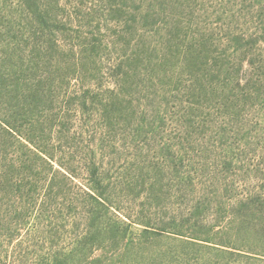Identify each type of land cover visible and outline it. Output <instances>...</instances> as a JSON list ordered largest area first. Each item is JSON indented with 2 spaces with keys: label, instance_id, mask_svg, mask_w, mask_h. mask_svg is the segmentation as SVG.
Here are the masks:
<instances>
[{
  "label": "rangeland",
  "instance_id": "rangeland-1",
  "mask_svg": "<svg viewBox=\"0 0 264 264\" xmlns=\"http://www.w3.org/2000/svg\"><path fill=\"white\" fill-rule=\"evenodd\" d=\"M56 258L264 264V0H0V264Z\"/></svg>",
  "mask_w": 264,
  "mask_h": 264
},
{
  "label": "trees",
  "instance_id": "trees-1",
  "mask_svg": "<svg viewBox=\"0 0 264 264\" xmlns=\"http://www.w3.org/2000/svg\"><path fill=\"white\" fill-rule=\"evenodd\" d=\"M6 124H8V123H6ZM8 126L13 129V127H11L10 124ZM27 140H29V142L33 143L36 146V144H35L36 142H34L31 138H29ZM41 152L45 153L50 159H54L53 156H50V154H47L45 152V150H41ZM89 183H90L92 189H94L95 191H98V187H99L98 183L100 185V182H98V180H97L95 170H93V172H92V176L89 179ZM98 194H99V192H98ZM55 264H67V258H64V260L61 258H56Z\"/></svg>",
  "mask_w": 264,
  "mask_h": 264
}]
</instances>
